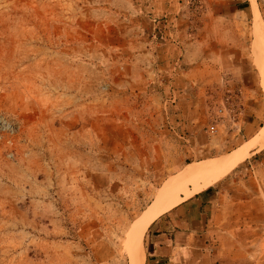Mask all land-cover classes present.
Here are the masks:
<instances>
[{"label":"rangeland","instance_id":"374dc122","mask_svg":"<svg viewBox=\"0 0 264 264\" xmlns=\"http://www.w3.org/2000/svg\"><path fill=\"white\" fill-rule=\"evenodd\" d=\"M241 149L197 188L264 203V0H0V264H130L164 184Z\"/></svg>","mask_w":264,"mask_h":264},{"label":"crops","instance_id":"0c3cea01","mask_svg":"<svg viewBox=\"0 0 264 264\" xmlns=\"http://www.w3.org/2000/svg\"><path fill=\"white\" fill-rule=\"evenodd\" d=\"M228 20L234 22V18L224 16L219 23L226 24ZM175 41L176 44L168 46L179 53L180 42ZM221 42L224 43L221 52L228 53L226 38ZM168 64L169 67L176 64L175 69L179 61L169 58ZM227 67L216 66L218 72ZM210 185L187 196L180 195L177 204L148 224L142 237L143 264L244 263L248 243L255 239L256 233L252 231L260 230L264 221V203L255 180L232 178L218 186ZM235 247H238L236 255Z\"/></svg>","mask_w":264,"mask_h":264},{"label":"bare ground","instance_id":"6f19581e","mask_svg":"<svg viewBox=\"0 0 264 264\" xmlns=\"http://www.w3.org/2000/svg\"><path fill=\"white\" fill-rule=\"evenodd\" d=\"M244 150L233 151L234 153L232 152V154L223 158L212 159L195 165H187L176 177L165 183L157 195V204L155 203L144 213L132 233L130 246V259H132V263L130 262V264H142L143 262L141 239L148 224L159 214L177 204L180 201V195H187L186 193L190 186L196 189L201 183L210 180L225 168L241 160L245 154ZM163 201H167L168 204L160 208L159 205Z\"/></svg>","mask_w":264,"mask_h":264},{"label":"built area","instance_id":"2783aa9c","mask_svg":"<svg viewBox=\"0 0 264 264\" xmlns=\"http://www.w3.org/2000/svg\"><path fill=\"white\" fill-rule=\"evenodd\" d=\"M209 130L212 132L213 131V126H210L209 127Z\"/></svg>","mask_w":264,"mask_h":264}]
</instances>
